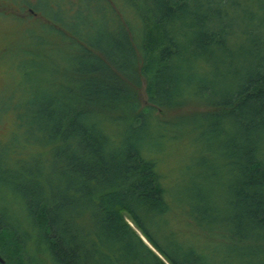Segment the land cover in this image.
I'll return each mask as SVG.
<instances>
[{"label":"trees","instance_id":"trees-1","mask_svg":"<svg viewBox=\"0 0 264 264\" xmlns=\"http://www.w3.org/2000/svg\"><path fill=\"white\" fill-rule=\"evenodd\" d=\"M33 1L0 5V264H264V0Z\"/></svg>","mask_w":264,"mask_h":264},{"label":"rangeland","instance_id":"rangeland-1","mask_svg":"<svg viewBox=\"0 0 264 264\" xmlns=\"http://www.w3.org/2000/svg\"><path fill=\"white\" fill-rule=\"evenodd\" d=\"M12 1L16 3L18 0H12ZM117 1H120V0H117ZM2 2H4V4L8 5V6L6 5V7H4V8L9 9V10L11 9V7H9V1L0 0V5H2L1 4ZM31 3L32 4L30 6L35 9L37 6V5L35 6L36 3H34V1H31ZM31 22L35 23V20L33 21V18H28L27 25H24V26L25 27L29 26ZM23 30H24L23 27H21L19 25L15 26L14 23L12 24V22L10 21V19L8 17L5 18L4 16H0V51H2L4 45L7 44L6 42H9L8 40H11V41L16 40V38L21 35ZM5 50H4V52L2 51L1 54H3V55H1L2 57L0 58V113H3L4 112L3 110H6L5 108L2 107L1 98L7 96L10 93V91L12 90V86L15 85L19 79V76H18L19 73H18L17 67L15 66L17 59L15 58L13 60L11 57H9L10 53L6 54ZM173 65L175 66L174 68L179 67L180 71L174 69L176 72L174 74V77H176L178 79V80H176V83L179 84V88H182V61H181V59L180 60L176 59L174 61ZM174 70H172V72ZM220 71H222V68L220 69ZM3 82H4V85H3ZM215 89H217V88L215 87ZM17 91H19L18 87H17ZM140 94H141L142 99L145 100L146 96L144 93V88L141 89ZM179 114L180 113H178L176 111H171V110H166L164 112L159 111L160 117L162 119H165V120H169L171 118L177 117ZM190 118H194V117H190ZM7 123L8 122L6 120H4L2 122V124L0 125V140H3L5 137V134L7 132V126H8ZM172 141H176V140L170 139L168 142V145L173 144ZM178 141L179 142H177L176 146H173L174 148H172V149L170 148L171 150H174V153L169 156L170 160H167V167L168 168L174 167L177 165V163L179 161L178 160L179 156H182V158L185 156V153H186L185 147L187 145V138H185V139L181 138ZM168 153H169V151L167 152V154ZM195 157L193 159L191 157L190 160L192 159L195 161ZM183 159H182V163H181L180 167L178 168L179 171H176L177 175L180 174L179 176H182L181 174H182V170L184 169V167L187 164H191V162H192V160L189 162L187 160V158H183ZM179 185H181V182L179 183Z\"/></svg>","mask_w":264,"mask_h":264},{"label":"flooded vegetation","instance_id":"flooded-vegetation-1","mask_svg":"<svg viewBox=\"0 0 264 264\" xmlns=\"http://www.w3.org/2000/svg\"><path fill=\"white\" fill-rule=\"evenodd\" d=\"M7 1H9V7H11V9L13 8L14 10H16L19 16L24 17L26 15H29L31 17H36L37 15L36 11L32 9L29 4L25 6H23V4L21 3H19L18 5H15L12 0H7ZM26 1H33V0H26ZM21 10L23 11L25 10L26 13L21 12Z\"/></svg>","mask_w":264,"mask_h":264},{"label":"water","instance_id":"water-1","mask_svg":"<svg viewBox=\"0 0 264 264\" xmlns=\"http://www.w3.org/2000/svg\"><path fill=\"white\" fill-rule=\"evenodd\" d=\"M0 262L1 263H3L4 262V260H3V258L0 256Z\"/></svg>","mask_w":264,"mask_h":264}]
</instances>
